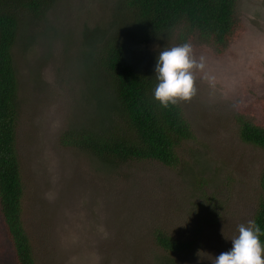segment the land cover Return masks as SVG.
Instances as JSON below:
<instances>
[{"label":"rangeland","instance_id":"obj_1","mask_svg":"<svg viewBox=\"0 0 264 264\" xmlns=\"http://www.w3.org/2000/svg\"><path fill=\"white\" fill-rule=\"evenodd\" d=\"M115 3L56 0L39 30L21 22L13 50L21 220L35 264H160L170 255L153 243L157 230L193 241L170 257L176 264H213L262 198L264 153L241 140L239 126H264V0H236L235 27L221 51L195 38L189 43L203 68L194 73L195 95L178 102L194 139L178 150L176 169L150 161L105 169L60 144L62 133L89 117H74L85 106L79 41L93 38L82 29L107 26ZM167 48L144 55L158 58ZM2 222L0 213V264H15Z\"/></svg>","mask_w":264,"mask_h":264},{"label":"trees","instance_id":"obj_2","mask_svg":"<svg viewBox=\"0 0 264 264\" xmlns=\"http://www.w3.org/2000/svg\"><path fill=\"white\" fill-rule=\"evenodd\" d=\"M55 4L56 0H0V213L15 264H35V260L21 220L20 101L13 50L21 22L29 20L31 31L39 30ZM235 6L236 0H116L107 26L84 25L82 30L93 38L79 41L83 49L76 70L85 106H78L74 117L85 118V111L89 117L62 133L60 144L92 156L105 169L143 161L176 169L178 150L194 139V133L179 103L165 108L154 99L157 55L144 53L156 45L189 44L194 38L221 51L235 27ZM239 134L243 142L264 153L263 125L242 120ZM258 185L262 198L252 220L264 245V164ZM154 232L153 243L170 257L193 243ZM170 257L160 264H176Z\"/></svg>","mask_w":264,"mask_h":264},{"label":"clouds","instance_id":"obj_3","mask_svg":"<svg viewBox=\"0 0 264 264\" xmlns=\"http://www.w3.org/2000/svg\"><path fill=\"white\" fill-rule=\"evenodd\" d=\"M202 68L203 63L194 57L190 44L164 49L155 64L154 99L165 108L191 100L196 92L194 73ZM260 235V228L254 220L239 225L238 236L231 240V250L215 257L213 264H264V245L260 242Z\"/></svg>","mask_w":264,"mask_h":264}]
</instances>
